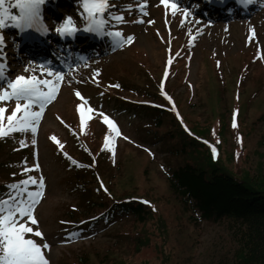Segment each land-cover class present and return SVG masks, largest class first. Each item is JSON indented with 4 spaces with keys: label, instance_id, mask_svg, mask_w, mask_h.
Instances as JSON below:
<instances>
[{
    "label": "rangeland",
    "instance_id": "374dc122",
    "mask_svg": "<svg viewBox=\"0 0 264 264\" xmlns=\"http://www.w3.org/2000/svg\"><path fill=\"white\" fill-rule=\"evenodd\" d=\"M52 1L58 8L53 9ZM111 2L125 9L123 14L128 22L119 24L118 27L125 35L134 34V42L119 48L116 52H111V47L91 49L92 53L98 54H94V58H91L90 54L85 56L89 67H84L82 60V66L74 65L69 68V64H62L59 70L68 74L66 79L75 75L76 81L79 82H73L71 86L66 84L62 86L58 98L46 109L37 133V146L30 144L31 133H20L0 141L2 156L0 174L6 175L8 171L10 174V168L12 173L21 176L20 161L27 158L31 163L33 152L38 149L47 190L35 213L40 222V230L45 233V238L51 245L50 251L46 253L50 264H73L76 257L83 256L86 252L90 257L101 255L105 260L113 257L117 259L115 262L118 264H165V259L167 264H217L220 260L229 259L235 244L225 223L214 225L203 222L198 231L190 230L191 227L186 229L183 221L176 220L179 217V206L166 189L165 178L156 169L154 170L157 166L163 165L161 168L167 172L173 166V147L165 135L161 136L152 131L150 126L154 120L151 111H144L145 108L140 105L141 103L137 105L122 99L130 96L161 104L155 95V90L163 55H166L163 51L169 48V41L176 39L178 51H181L183 56L177 59L179 62L176 66L171 67L173 75L164 82L165 90L170 91V96L176 99L179 113L182 117L185 116L186 124L190 126L188 122H196L200 126H205L206 123H211L213 115L220 113L224 115V121L229 125L228 110L245 107V111L241 110L236 115V121L242 125L241 131L244 137L242 136L240 144L245 147L246 166L253 172L262 167L264 172V126H262L264 125V0H254L251 4L252 11L249 12L250 18L245 14L234 13L241 16H232L233 20L226 18L229 20L226 21L227 24L218 22L214 25L205 24L207 28L199 27L201 32L196 34L191 47L188 43L190 37L187 30L197 27L192 23L199 18L197 14H192L189 23L181 27V14L178 12L173 17L170 9L166 10L164 6L159 5L158 0H149L146 8L149 15L143 17L137 9L140 0H111ZM176 2L181 8H189L191 12L202 4L191 0L188 2L176 0ZM129 4L133 9L131 12L127 10ZM76 9L75 0L73 3L66 0H49V4L43 9L45 22L51 25L57 16L65 14L75 17ZM210 16L213 17L214 13ZM240 17L246 19L241 20ZM141 18L145 21L152 19L155 23L132 22ZM8 29L10 27L0 31L5 35L7 42L6 74L14 79L15 75L23 72L28 59L36 58L24 56L20 50H17V43L14 46L16 34L11 29L7 31ZM252 30L255 32L254 37L251 35ZM59 39L65 41V38ZM217 61L220 62L219 66ZM94 68L101 70L97 84H93L90 80ZM115 83H119L121 87L115 88L111 96L108 90L114 87L109 85ZM2 85L3 81H0V86ZM75 89L88 96L93 105L102 106L117 121L123 134L130 137L127 141L122 138L116 141L115 162L111 161L109 153L102 151L105 126L99 120H92L84 133L79 132L81 140L87 144L88 151L65 132L61 120L65 123L70 121L72 126L78 128L74 116V104L77 101L73 95ZM250 97L251 99L248 100ZM13 106V102H8L9 111ZM229 131H232L234 136L240 133L230 127ZM51 135H56L65 144L64 149H67L69 154H77L75 158L83 161V164H91V156L95 155L100 165L96 166L94 171L98 173L108 190L115 191L117 187L141 191L152 190L154 196L158 198L156 211L166 225L167 233L164 241L162 242L157 236H151V247L128 256L124 240L117 234L128 223L130 217L116 214L111 216L112 219H108L110 222L108 224L99 221L93 225L88 221L89 219H85L87 221L76 227L79 230V238L73 236L71 242L63 243L62 241L69 239L68 234L71 233V229L68 224L59 222L68 220L66 216L69 211L74 210L73 205L83 218L88 217L84 212L90 207L91 198L92 200L96 198L94 190L97 189L95 184H98V181L96 176L93 184L86 183L85 180H90L82 175L86 170L75 166L69 167V162L64 159V164L61 163V159L51 150L53 143L48 139ZM21 138L29 141L28 147L20 148L18 140ZM225 146L223 151L227 153L234 148L232 138L228 135ZM146 149H150L154 155L146 153L144 151ZM235 150L239 152L238 147ZM144 172H147L146 177ZM149 232L151 233V230ZM152 232H155L154 229ZM159 242L161 247H157ZM96 263L92 262V264Z\"/></svg>",
    "mask_w": 264,
    "mask_h": 264
},
{
    "label": "snow or ice",
    "instance_id": "6c2138e0",
    "mask_svg": "<svg viewBox=\"0 0 264 264\" xmlns=\"http://www.w3.org/2000/svg\"><path fill=\"white\" fill-rule=\"evenodd\" d=\"M223 3V0H218ZM243 4H252L254 0H240ZM77 5L76 15L65 14L57 16L53 24L45 22L43 9L49 4V0H0V30L11 27L17 34L23 33L30 39L46 38L54 34L59 38L75 37L77 33L84 32L93 37H107L110 41L109 47L115 51L118 48H124L131 45L135 40L134 34L125 35L123 30L118 27L119 24L127 23L125 20V9L118 6L111 0H75ZM149 0H140L137 5L141 17L149 15L146 8ZM158 4L164 6L166 10L170 9V14L175 17L179 12L182 16L180 26L184 27L189 23L192 12L189 8H181L176 0H158ZM128 11H132V5L127 6ZM167 14V13H166ZM78 18V21H77ZM133 23L153 24L154 20L143 18L132 21ZM167 24V21H165ZM196 28H188L187 34L190 37L188 43L191 47L196 39V34L201 32L199 28L200 21L193 20ZM159 34V30L157 29ZM254 37V30L251 31ZM163 40V38L161 37ZM169 44V56L163 73L164 78L169 75L168 66L173 64V56L180 57L181 51L171 52ZM15 46V41H14ZM7 47L6 37L0 31V138H9L16 133H31L30 144L37 146V133L41 121L45 116L46 109L59 96L62 86L65 84L71 86L76 81L75 75L66 79L67 73L54 69L51 60L42 62L28 61L21 74L15 75L14 79L7 76L8 65L6 63ZM84 62V67H89L86 57L80 58ZM220 62L217 61V66ZM100 69H92L90 80L93 84L98 83ZM110 87L119 89V83L110 84ZM159 89L162 95L169 101L172 110L176 113L184 130L195 139L203 140L209 144L212 159L217 158V148L210 144L203 137L196 136L187 125L175 108L173 98L165 90L164 79L161 80ZM73 95L79 101L75 105V112L78 116L79 132L84 133L92 120L96 119L105 126L103 132L102 151L108 152L113 162L116 155V141L118 139L130 140V137L123 134L117 121L107 113L102 106L93 105L90 98L84 95L79 89L73 90ZM103 95V93H100ZM238 98V97H237ZM8 102H13L14 106L9 111ZM145 104H152L156 107L155 101L145 100ZM233 113L232 127H237L236 115ZM59 119V117H57ZM61 123H64L61 120ZM70 127V126H69ZM73 135H77L75 129H71ZM59 152L68 160L69 167L91 168L95 162V155H92L91 164H83L69 155L64 150L65 144L61 142L56 135L48 137ZM240 137H238V140ZM20 148L29 146V141L25 138L18 140ZM143 147V146H141ZM19 150V149H15ZM151 153L150 149H146ZM85 151H88L85 149ZM163 167V165L161 166ZM13 177L17 173L11 174ZM21 179L14 180L5 185V195L0 197V264H50L47 251H50L51 245L45 238V233L40 230L39 220L35 209L40 204L47 190L46 177L42 171L38 149L33 152V160L30 163L27 158L21 161L20 169ZM99 187L97 191H103L110 195L107 186L103 180L97 176ZM144 204H150V201L143 200ZM75 210V205L72 206ZM90 219H95L94 217ZM61 223H75L73 221H61ZM80 223H84L81 221ZM69 239L63 243L71 242V237L79 238V233H70Z\"/></svg>",
    "mask_w": 264,
    "mask_h": 264
},
{
    "label": "trees",
    "instance_id": "16d2710c",
    "mask_svg": "<svg viewBox=\"0 0 264 264\" xmlns=\"http://www.w3.org/2000/svg\"><path fill=\"white\" fill-rule=\"evenodd\" d=\"M163 53L166 55H163L162 66L169 55L167 50ZM162 66L157 79L161 76ZM155 95L162 101L158 88L155 90ZM129 98L135 100L133 97L129 96ZM145 100L140 99L141 102ZM146 107L153 113L154 123L150 126L152 131L161 136L165 135L173 147V166L167 172H164L160 166L154 170L156 169L165 178L166 189L179 206V217L176 220L183 221L186 229L191 227L190 230L198 231L203 222L227 225L235 248L229 259L220 260L217 264H264V172L262 167L253 172L246 166L245 147L240 144L243 139L242 125L238 123L236 128L227 125L224 115L219 113L213 115L211 123H206L205 126L188 122L189 126L186 124L185 116L182 117L179 113L184 124L196 136L203 137L217 148V158L212 159L209 144L189 135L171 111L149 105ZM237 110L245 111V107L228 110L229 122L232 114ZM229 127L240 133L234 136V133L229 131ZM227 135L232 138L234 144L230 153L223 151ZM244 135L246 136L245 133ZM237 147L239 152L235 150ZM146 153L143 154L149 158ZM95 164L91 167L92 170L100 165L97 161ZM82 175L90 179L85 180L86 183L93 184L94 172L86 171ZM144 176H147V172H144ZM1 188L0 183V190ZM108 191L110 195L94 190L96 198L93 200L91 198L92 203L84 212L87 213V218H83L78 209L69 211L66 221L75 222L69 223L70 229L75 225L73 229H77L76 227L82 224L81 221L85 222L87 221L85 219L92 217L95 219L88 221L93 225L99 221L108 224L110 223L108 219L113 218L111 216L123 214L130 219L117 235L123 238L128 256L151 247V236H157L162 242L164 241L167 233L166 225L156 211L158 198L154 196L152 190L141 191L117 187L115 191L111 189ZM143 200L150 201V204H144ZM153 229L155 232H152ZM159 243L157 247H161V242ZM89 257L86 252L83 256L76 257L73 264H92L93 261L97 262L96 264H118L115 262L117 259L113 257L107 260L101 255ZM166 261L167 259L164 261L165 264Z\"/></svg>",
    "mask_w": 264,
    "mask_h": 264
},
{
    "label": "bare ground",
    "instance_id": "6f19581e",
    "mask_svg": "<svg viewBox=\"0 0 264 264\" xmlns=\"http://www.w3.org/2000/svg\"><path fill=\"white\" fill-rule=\"evenodd\" d=\"M226 1H234V2H231L229 3L228 5L230 7H237V8H240L241 6H245L243 3L240 2V0H223V2H226ZM52 4L55 5L54 1H52ZM204 4L202 3L201 6H203ZM244 9V8H243ZM246 9L242 11V13H246ZM54 13V11H53ZM222 17L226 18V13H221L220 14ZM236 15V14H235ZM46 19V17H44ZM243 19V17H241ZM14 32H16V30L13 28ZM79 36L76 34V36L73 38V37H70L69 40L66 41L67 45L69 46V51H71L72 53H78L77 51V48H75V44H73L76 39L78 38ZM102 40V42H100L99 44H96L94 46L96 47H107L105 46L106 43H104V41H106L105 38H100ZM26 46V45H25ZM32 47H35V48H41L42 51L38 54V56L40 58H43L44 55H46L51 61H52V64L54 63H58V59H59V55L60 53L58 52V49L62 46V44L58 43L56 44L55 46V42L54 40L52 39H46V38H40V39H36L35 42H33L31 44ZM55 46V47H54ZM54 47V48H53ZM51 48L52 51H51ZM81 57L78 56V55H72V56H69L68 54H66L65 56V60L68 61L67 62V65L69 64V68L71 66H74V65H78V66H82L80 64V59Z\"/></svg>",
    "mask_w": 264,
    "mask_h": 264
}]
</instances>
